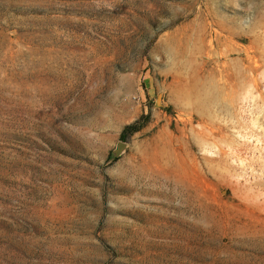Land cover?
<instances>
[{"label":"rangeland","instance_id":"374dc122","mask_svg":"<svg viewBox=\"0 0 264 264\" xmlns=\"http://www.w3.org/2000/svg\"><path fill=\"white\" fill-rule=\"evenodd\" d=\"M0 264H264V0H0Z\"/></svg>","mask_w":264,"mask_h":264},{"label":"trees","instance_id":"16d2710c","mask_svg":"<svg viewBox=\"0 0 264 264\" xmlns=\"http://www.w3.org/2000/svg\"><path fill=\"white\" fill-rule=\"evenodd\" d=\"M149 115L144 114L133 122L124 125L119 132V140L124 142L128 137L137 133L148 124Z\"/></svg>","mask_w":264,"mask_h":264},{"label":"water","instance_id":"95a60500","mask_svg":"<svg viewBox=\"0 0 264 264\" xmlns=\"http://www.w3.org/2000/svg\"><path fill=\"white\" fill-rule=\"evenodd\" d=\"M124 148H125L124 142H117L115 148L110 153V158L111 159L117 158L120 155V153L124 150Z\"/></svg>","mask_w":264,"mask_h":264}]
</instances>
